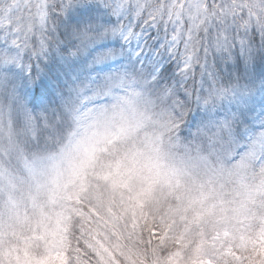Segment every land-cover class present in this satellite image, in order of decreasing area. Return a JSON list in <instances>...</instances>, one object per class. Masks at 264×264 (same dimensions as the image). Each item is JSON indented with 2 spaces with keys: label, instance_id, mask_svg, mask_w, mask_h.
Wrapping results in <instances>:
<instances>
[{
  "label": "snow or ice",
  "instance_id": "snow-or-ice-1",
  "mask_svg": "<svg viewBox=\"0 0 264 264\" xmlns=\"http://www.w3.org/2000/svg\"><path fill=\"white\" fill-rule=\"evenodd\" d=\"M0 264H264V0H0Z\"/></svg>",
  "mask_w": 264,
  "mask_h": 264
}]
</instances>
